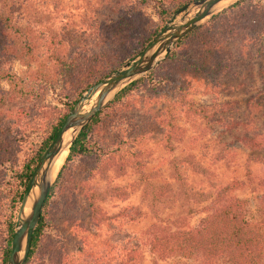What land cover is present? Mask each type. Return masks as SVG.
Here are the masks:
<instances>
[{
    "label": "trees",
    "instance_id": "16d2710c",
    "mask_svg": "<svg viewBox=\"0 0 264 264\" xmlns=\"http://www.w3.org/2000/svg\"><path fill=\"white\" fill-rule=\"evenodd\" d=\"M26 1L0 0V81H6L9 85V91L6 94H0V109L7 102L36 99L35 86L38 84L36 82L42 79L49 86L61 87L65 103L62 110L42 109L40 111L47 118L46 121L41 117L37 124L38 127H34L35 134L42 132L40 143L21 161L17 144L18 140L22 138L15 134L8 137V134L12 133L14 127L16 130L19 129L20 121L24 118L23 112H17L18 117L14 119L15 126L5 127L0 124V264H7L9 259L16 215L32 172L45 149L56 136L71 107L86 89L130 60L123 58L124 50H128L130 58H133L154 38L163 24L162 22L160 26L153 29L142 28L144 26L137 7L144 5L146 0H111L112 4L108 3L109 0H103L102 3H107L102 6L103 10L115 15V19L108 17V19H114L110 26L102 19V15L99 20L97 18L89 20L90 23L87 25L90 30L91 45L89 49L91 51L96 48L92 55L89 57L82 53L67 55L64 48L65 43L57 36V33L49 32L50 35L43 42V46L47 60L53 65L51 73L49 76H43L40 71H36L28 80L24 81L4 68L1 57L3 59L16 58L26 65L36 60L39 34L31 27L21 28L14 22L15 13L24 9ZM190 1L193 0H181L175 11ZM255 1L241 0L213 17L207 25L192 30L176 44L175 49L160 66L149 72L147 76L122 89L80 131L69 148L66 164L59 172L57 180L49 190L42 206L25 264H72L61 255L63 251L58 243L55 246L48 244L45 248L43 240L45 229L48 227L47 213L50 210L52 199L56 198L55 196L62 189L63 183H66L63 181L66 171L75 159H91L93 166L88 172V176L93 178L98 174L101 180L106 181L109 177L108 174L112 173L115 178L121 177L125 175L129 167L135 171L142 170L146 153L125 150L126 147L123 143L131 139L135 142L142 136L150 135L153 132V127H159L164 132V147L169 152H173L176 146L182 142L186 133V130L178 125L181 115L185 118L202 117L207 120L210 129H214L217 124H222V119L214 120L212 118L213 113L218 110V107H222L220 109L224 111L226 107H229L228 104L213 105L201 109H193L190 104H187L184 110L179 108L186 105L185 101L183 100L182 103L176 101L154 115V108L151 107L150 102H157L160 97H163L162 94L154 93L148 99V103H142L137 119L134 116L137 124V133L135 134L136 130L134 131L135 136L129 135L122 139V134H120L122 122L126 118L125 113L135 108L126 106L125 101L141 87H148L153 81L157 84L156 90L159 93L164 92L168 85H175L183 91L181 81L182 79L185 81L188 77H199L201 80L207 78L214 89L223 87L224 79L230 74L229 60L220 51L223 42L227 43L241 33L255 34L253 39L256 41L259 38H264V12L254 5ZM24 11L21 12L24 13ZM30 12H33L32 7L27 14ZM34 16L42 17L43 14L40 12L38 15H31V17ZM192 39L195 40L191 45L189 42ZM262 51L264 52V47ZM124 53L128 55L127 52ZM182 53L187 56L184 60L185 65L178 72L179 76L173 75L170 66ZM192 53H196V56L194 57ZM249 104L251 109L259 107L255 98L251 99ZM42 114L39 113L40 116ZM223 127L230 135L233 132H239V141L243 146L252 151L264 152L263 136L249 133L251 122L238 123L229 120L223 124ZM253 160L264 166V158L256 157ZM176 161L173 164L172 177L177 184L183 202L188 204L190 201H194L201 204L208 201L207 209L210 214L199 227L185 231L179 230L170 233L159 226H152L147 230L149 234L147 245L150 250L161 258H194L199 260L200 264H263L264 196L258 202V220L247 218L237 204L238 200L230 198V192L236 189H234L235 184L223 187L214 195L194 191L185 181L184 174L179 170L178 165L189 168L195 174H206V170L191 155L179 160L178 163ZM8 173L11 174L6 179ZM142 180H144V189L149 190L148 192L152 194L155 186L151 185L145 174L141 175ZM156 188H158V192H156V196H152L153 201H158L160 196L171 191L170 185L156 186ZM117 192L118 188L90 192L88 189L85 190L84 197L91 212L90 219L96 223V226L112 221L119 216L129 222L141 219L143 216L138 208H123L116 216L109 217L98 205V202L104 201L108 196H115ZM121 195L125 196L126 193L122 192L118 196ZM64 203L66 211L74 209L70 202L65 201ZM127 253L128 257L133 256L132 253ZM129 261L132 260L129 259Z\"/></svg>",
    "mask_w": 264,
    "mask_h": 264
},
{
    "label": "rangeland",
    "instance_id": "374dc122",
    "mask_svg": "<svg viewBox=\"0 0 264 264\" xmlns=\"http://www.w3.org/2000/svg\"><path fill=\"white\" fill-rule=\"evenodd\" d=\"M180 1L146 0L144 5L137 7L144 26L142 28L153 29L163 22L160 31L175 12L181 9L175 11ZM194 1L196 0L187 4ZM239 1L241 0H237L205 19L196 28L207 25L213 17ZM102 2L103 0H27L24 3V9H21V11L25 10L24 13L21 11L15 13L14 22L21 28L31 27L39 34L36 60L26 65L16 58L3 59L1 57L4 68L24 81L28 80L36 71H40L43 76H49L53 65L47 60L43 46V42L50 35L49 32L57 33V36L65 43L64 48L67 55L82 53L86 57L91 56L96 48L91 51L89 49L91 45L90 30L87 27L90 23L89 20L93 18L99 20L102 15V19L110 26L115 19V15L103 10L102 6L107 3ZM108 3L112 4V1L109 0ZM18 4L20 5V2ZM254 5L264 12V0H256ZM30 7L33 8L34 15L41 12L43 16L31 17L33 15L31 12L27 14ZM165 13L168 15L166 16ZM182 15L183 13L177 19H180ZM108 17H114V19H108ZM254 35L241 33L227 43L223 42L224 44L220 46L222 55L226 56L230 63V74L224 79L223 87L214 89L207 78L201 80L199 77H188L185 81L183 79L181 81L183 91L175 85H168L164 92L159 93L156 90L157 84L153 81L148 87H141L125 101L126 106L135 108L125 113L126 118H124L120 129L122 139L129 135L135 136L137 124L134 116L137 119L142 103H148V99L154 93L163 95L157 102H150L151 107L154 108V115L170 103L176 101L182 103L183 100L186 105L179 109L185 110L187 104H190L193 109L213 105L221 106L222 104H228L229 107H226L224 111L220 109L222 107H218V110L213 113L214 120L222 119V124H217L214 129H210L207 120L202 117L185 118L181 115L178 125L183 127L186 133L180 144L177 146L174 144L176 149L173 152L165 149L164 132L159 127H153V132L150 135L142 136L135 142L132 139L127 140L123 143L126 147L125 150L146 153L144 167L140 171L129 167L125 175L115 178L110 173L105 181L101 180L98 174L93 178L88 176V172L93 166L91 159H75L66 171L63 179L66 183H63L62 189L55 196L56 198L52 199L50 210L47 213L48 227L45 229L43 240L45 248L48 244L55 246L58 243L63 251L61 255L72 264H200L199 260L194 258H161L154 254L147 245V236L149 238L147 230L154 225L170 233L179 230L185 231L199 227L210 214L207 209L208 201L201 204L194 201H190L188 204L184 203L172 177L174 162L177 160L176 163H178L188 155L193 156L195 161L206 170V174H195L189 168L178 165L179 170L184 174L185 181L194 191L214 195L223 187L235 184L234 189H236L230 192V198L238 200L237 204L247 218L258 220L257 206L259 200L264 196V166L255 162L253 158H264V152L252 151L243 146L239 141V132H233L230 135L223 127V124L229 120L238 123L251 122L249 133L260 134L264 138V52L262 51L264 38H259L256 41L253 39ZM193 40L195 39H192L189 44L192 45ZM175 47L176 45L171 52ZM124 52H127L128 55ZM124 52H122L123 58L130 60L117 69L130 63L141 51L133 58H130L128 50H124ZM192 54L194 57L196 56V53ZM186 57L185 53L176 57V61L170 66L173 75H178V72L183 69ZM36 83H38L35 86L36 99L7 102L0 109V124L5 127L15 126L14 119L18 117V111H22L24 114L19 129L16 130L14 127L12 133L8 134V137L15 134L22 138L18 140L17 144L20 161L40 143L42 132L39 131L40 133L35 134L34 127L39 124L41 117L47 121L45 115L40 111L64 108L65 98L62 95L61 87L49 86L43 79ZM0 90L1 95L9 91L6 81H0ZM253 98L256 99L259 107L251 109L249 101ZM135 127L136 129H134ZM66 159L62 163L60 171L66 164ZM10 174L8 173L6 179ZM142 174L147 175L148 181L152 186H155L152 194L148 192L149 190L144 189V180L141 181ZM88 177L89 180H87ZM161 185H170L171 191L160 196L158 201H153L152 196H156V192H158L156 186ZM85 186L89 192L118 188L115 196H108L104 201L98 202V205L109 217L116 216L123 208H138L143 216L132 222L123 220L119 216L112 221L96 226V223L90 219L91 212L84 197ZM122 192H125L126 195L118 196ZM65 201L70 202L74 209L66 211ZM127 252L132 253L133 256L128 257Z\"/></svg>",
    "mask_w": 264,
    "mask_h": 264
},
{
    "label": "water",
    "instance_id": "95a60500",
    "mask_svg": "<svg viewBox=\"0 0 264 264\" xmlns=\"http://www.w3.org/2000/svg\"><path fill=\"white\" fill-rule=\"evenodd\" d=\"M222 1L196 0L186 4L179 11L175 12L155 38L141 50L134 60L124 67L115 70L82 93L67 113L56 136L49 143L32 172L17 213L7 264L26 263L31 248L32 235L40 218L42 206L63 165L60 166L56 175L52 178V170L56 157L65 149L67 157L69 148L80 131L122 89L159 66L177 42L194 30L202 21L237 0L229 5L216 9V6ZM181 13H183L181 18L177 19ZM190 13L193 14L188 18L187 16ZM85 106H89V108L83 111ZM70 131V140L65 142V135ZM35 188L37 189V193L31 202L28 212L24 214V208L29 199L30 192Z\"/></svg>",
    "mask_w": 264,
    "mask_h": 264
},
{
    "label": "bare ground",
    "instance_id": "6f19581e",
    "mask_svg": "<svg viewBox=\"0 0 264 264\" xmlns=\"http://www.w3.org/2000/svg\"><path fill=\"white\" fill-rule=\"evenodd\" d=\"M235 0H223L222 2H220L217 6H216V9L218 8H221V7H224L226 5H229L230 3L234 2ZM193 13H190L187 17L190 18L192 16ZM180 21V20H179ZM181 22V21H180ZM96 97V96H95ZM94 97V98H95ZM89 106H85L83 108V111H85L86 109H88ZM70 137H71V131L68 132L66 135H65V142H68L70 140ZM65 156H66V149L61 152L55 159V164H54V167H53V170H52V178L56 175L58 169L60 168V166L62 165L64 159H65ZM37 193V189L35 188L34 190H32L30 192V195H29V199L27 201V204L24 208V214H26L29 210V207L31 205V202L33 200V198L35 197Z\"/></svg>",
    "mask_w": 264,
    "mask_h": 264
}]
</instances>
